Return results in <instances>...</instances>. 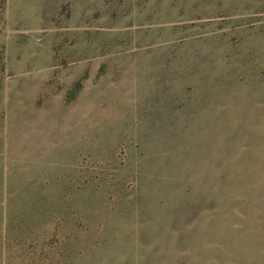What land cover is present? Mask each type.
Masks as SVG:
<instances>
[{
    "label": "rangeland",
    "instance_id": "1",
    "mask_svg": "<svg viewBox=\"0 0 264 264\" xmlns=\"http://www.w3.org/2000/svg\"><path fill=\"white\" fill-rule=\"evenodd\" d=\"M0 264H264V0H0Z\"/></svg>",
    "mask_w": 264,
    "mask_h": 264
}]
</instances>
